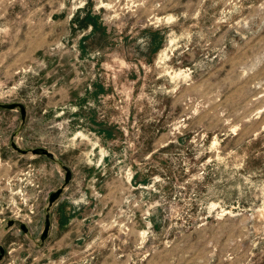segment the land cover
Wrapping results in <instances>:
<instances>
[{
    "label": "rangeland",
    "instance_id": "374dc122",
    "mask_svg": "<svg viewBox=\"0 0 264 264\" xmlns=\"http://www.w3.org/2000/svg\"><path fill=\"white\" fill-rule=\"evenodd\" d=\"M0 103V264H264V0H0Z\"/></svg>",
    "mask_w": 264,
    "mask_h": 264
},
{
    "label": "water",
    "instance_id": "95a60500",
    "mask_svg": "<svg viewBox=\"0 0 264 264\" xmlns=\"http://www.w3.org/2000/svg\"><path fill=\"white\" fill-rule=\"evenodd\" d=\"M0 109L3 110H17L20 114V125L18 130L16 131V135L19 133V131L22 129V127L24 126V123L26 121V109L24 107V105L20 104V103H10V104H1L0 103ZM10 147L17 152L20 155H27L28 153H30L33 156H43L46 157L47 159H49L50 161L57 163V165H59V167L64 171V180H63V184L54 192L50 193L48 200H47V206L45 209V216H44V227L42 230V234L39 237V243L38 245H42L44 244L45 240L48 237L49 234V230H50V226H51V215H50V211L51 208L54 204H56L57 200L60 198V196L63 193V190L69 185L70 181H71V177H72V173L70 171V169L63 163L59 162L57 160V158L55 157V155L53 153H51L50 151L44 149V148H34L31 150H26V149H22L20 148L15 141L10 142ZM14 221L13 220H7L6 224H5V229H8L10 227H12L14 225ZM19 229L20 231H22L24 234L27 233L28 229L26 227L25 224L23 223H19ZM5 254V250L2 246H0V263H2V259L4 257Z\"/></svg>",
    "mask_w": 264,
    "mask_h": 264
}]
</instances>
